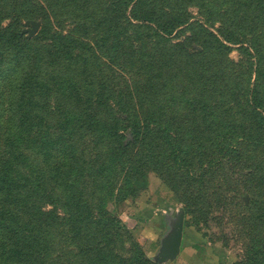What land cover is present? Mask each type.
Returning <instances> with one entry per match:
<instances>
[{
    "label": "trees",
    "instance_id": "obj_1",
    "mask_svg": "<svg viewBox=\"0 0 264 264\" xmlns=\"http://www.w3.org/2000/svg\"><path fill=\"white\" fill-rule=\"evenodd\" d=\"M0 1V79L12 78L13 95L0 162V255L5 263L50 264L56 234L67 227L87 264H156L123 222L107 211L111 198L125 200L145 187L149 172L178 195L196 231L204 236L202 227L209 230L216 204L209 189L217 181L219 159L233 158L239 164L251 159L246 155L249 147L264 150V102L259 93L264 70H250L256 83L238 97L230 89L228 102L225 97L217 102L214 95L177 91L167 95L155 80L162 81L163 65L184 59L183 75L194 82L197 58L215 52L229 55L230 45L242 44V39L223 30L216 35L183 5L168 7L165 0ZM185 1L198 10L210 5L209 0ZM248 1L255 8L264 7V0ZM66 2L74 12L75 30L53 32L47 27L48 13L66 7ZM91 4L99 7L96 14L85 8ZM36 18L45 21L39 33L45 43L31 47L19 27ZM91 33H100L101 41L86 42L84 36ZM110 39L116 53L108 61L121 72L82 82L55 68L61 63H88L87 53L95 55L94 48L106 47ZM168 44L173 48L169 55ZM8 54L5 63L2 58ZM37 54L54 64L49 75L29 66ZM126 73L140 78L134 82ZM240 94L245 107L236 115L230 106L239 105ZM51 97L54 107L44 113ZM176 108L185 116L175 115ZM77 137L91 138L104 151L85 159ZM30 148L42 164L29 161L24 151ZM261 160L252 181L258 178L264 184ZM89 192L95 194L94 205ZM262 226L263 202L251 221L254 233L238 264H264ZM125 244L128 257L121 253Z\"/></svg>",
    "mask_w": 264,
    "mask_h": 264
},
{
    "label": "rangeland",
    "instance_id": "obj_2",
    "mask_svg": "<svg viewBox=\"0 0 264 264\" xmlns=\"http://www.w3.org/2000/svg\"><path fill=\"white\" fill-rule=\"evenodd\" d=\"M209 1L210 5L206 10H198L195 5L185 0H165L164 3L168 4V7L181 4L196 19L206 23L216 35L219 30L233 32L235 37L242 39L244 43L230 45L229 55L215 52L197 58L194 82L188 81V78L183 75L182 70L187 67L184 59H177L176 63L163 65L162 81L158 82L156 78L155 85L162 87L164 94L170 95L171 92L177 91V94L184 92L195 93L198 96L200 94L214 95L215 101L222 102L221 97H225L228 102L229 98L226 96L230 89L237 96L248 85L256 83L255 74L250 70L255 71L261 68L264 70V7L255 8L248 0ZM64 5L66 7L56 8L55 11L47 10L50 15V24L46 26L53 32L67 34L75 30V17L71 4L66 2ZM85 8L91 14H96L99 10V7L93 4ZM33 22L39 23L40 28L37 34L31 37ZM8 24L9 21H4V25ZM44 26L45 21L36 18L32 21H23L19 29L32 47V45L39 46L45 43L39 35ZM175 38L173 39L176 40ZM83 39L93 45L97 41L100 42L102 38L100 33H91ZM110 40L106 47H95V55L87 53V58H90L88 63L82 64V60L79 64L61 63L55 68L82 82H86L89 77L99 80V77L107 78L113 75V72H121V69L113 68L109 64L108 60L113 59L116 53L113 50L116 44L113 45V39ZM172 51L173 48L168 44L165 52L169 55ZM8 58L10 54L2 59L6 63ZM53 65L45 58L43 59L40 54L33 55L29 64L42 76L49 75ZM129 68L126 66V69ZM133 75L126 73L125 77L133 78L134 82L138 81L140 76ZM11 83L10 76L7 79H0V162L5 155L4 139L10 127V103L13 97ZM259 93L264 102V84L260 86ZM239 96L236 103L239 105L231 104L230 106L234 112H237L236 115L245 107L244 104L241 105L244 103L241 100L242 94ZM53 103H55V98L51 97L45 104L47 108L43 110L44 113L52 110ZM163 103L166 109H169L164 101ZM175 115L184 117V110L176 108ZM236 118L241 119L242 117ZM126 136L128 140L132 139L130 131L126 132ZM75 142L80 149L79 154L85 159L104 151L101 146L94 145L91 138L88 140V137H77ZM246 151V155L251 156V159L243 163L237 164L233 158L232 160L219 159L221 163L218 168V178L217 181L210 183L211 188L209 189L210 200L216 204L211 215L213 219L209 230L202 225L204 236L196 231L193 219L186 213L184 204L178 195L168 188L154 172L147 174L146 186L139 188L133 197L125 200L119 196L111 198L107 202V211L110 217L123 222L134 241L156 264H181L185 259H190L197 264H218V261L220 264H238L244 259L250 238L254 233L250 227L251 221L261 207V203H264V184H261L258 178L252 181L262 164L264 150L249 147ZM24 153L32 164H42V158L32 148L25 150ZM261 170L264 171V166ZM121 184L122 182H119L118 185ZM87 197L94 205L95 194L89 192ZM58 213L62 215L59 209ZM168 228L173 230L172 233H168L169 235L166 233ZM262 229H264L263 226L259 227L260 231ZM178 232L180 235L177 234ZM173 237H179L181 240L179 253L174 257L167 254ZM52 247L50 264H87L86 259L78 252L77 245L73 242L67 227H62L57 232ZM128 249L129 246L125 244V250L121 252L125 257L130 255L127 252ZM230 260L233 262L231 263ZM5 262L7 259L0 255V264H6Z\"/></svg>",
    "mask_w": 264,
    "mask_h": 264
},
{
    "label": "water",
    "instance_id": "obj_3",
    "mask_svg": "<svg viewBox=\"0 0 264 264\" xmlns=\"http://www.w3.org/2000/svg\"><path fill=\"white\" fill-rule=\"evenodd\" d=\"M32 25H33V29L30 31L31 37L35 36L40 28V24L37 22H33ZM177 234L180 235V232H178ZM180 246H181L180 238L173 237V239H171L170 250L169 251L167 250V254L172 255L173 257L176 256L179 253Z\"/></svg>",
    "mask_w": 264,
    "mask_h": 264
},
{
    "label": "crops",
    "instance_id": "obj_4",
    "mask_svg": "<svg viewBox=\"0 0 264 264\" xmlns=\"http://www.w3.org/2000/svg\"><path fill=\"white\" fill-rule=\"evenodd\" d=\"M173 232V230H171L170 228H168L167 230H166V233L168 234H170V233H172ZM168 234V235H169ZM166 237H168V235H166V234H164ZM161 240H164L163 238H161ZM230 262L232 263L233 262V260H230ZM181 264H197V263H194L192 260H190V259H185ZM217 264V263H216ZM218 264H220L219 263V261H218ZM232 264H234V263H232Z\"/></svg>",
    "mask_w": 264,
    "mask_h": 264
}]
</instances>
